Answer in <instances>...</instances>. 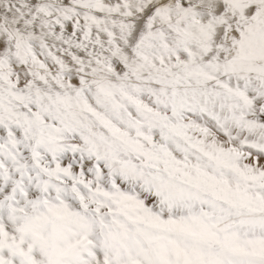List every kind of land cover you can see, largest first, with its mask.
Listing matches in <instances>:
<instances>
[{
	"label": "snow or ice",
	"instance_id": "snow-or-ice-1",
	"mask_svg": "<svg viewBox=\"0 0 264 264\" xmlns=\"http://www.w3.org/2000/svg\"><path fill=\"white\" fill-rule=\"evenodd\" d=\"M0 264H264V0H0Z\"/></svg>",
	"mask_w": 264,
	"mask_h": 264
}]
</instances>
